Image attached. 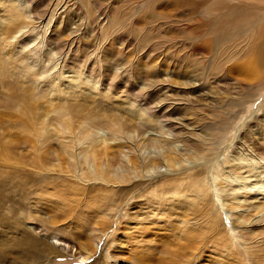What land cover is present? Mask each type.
I'll return each instance as SVG.
<instances>
[{
	"label": "rangeland",
	"instance_id": "1",
	"mask_svg": "<svg viewBox=\"0 0 264 264\" xmlns=\"http://www.w3.org/2000/svg\"><path fill=\"white\" fill-rule=\"evenodd\" d=\"M129 2L0 0V137L5 145L0 151V233L4 238L12 235L3 223L5 217L29 226V215L34 214L41 218L35 222L45 225L42 216L49 214L44 202L54 221L49 236L59 233L77 244H91L98 218L108 217L104 242L86 264H148L149 260H154L150 264H160V260L165 264H260L236 236L237 231L230 229L234 217L225 200L228 187L223 171L234 168L239 160L235 164L234 158L241 157L243 168L235 166L241 175L238 181L230 179L236 186L251 174L254 156L264 157V0H139L133 7ZM259 105L261 113L256 112L236 133ZM119 127L127 134L116 136ZM250 136L256 139L254 143ZM35 137L38 153L23 147ZM245 138L250 148L243 145ZM162 151L170 155L176 151L180 164L153 166ZM92 154L99 156L97 163L109 158L112 172L122 176L109 175V168L98 175L87 161ZM44 155L48 157L42 161ZM216 157L218 165L211 162ZM122 158L139 167L129 169V174ZM14 166L19 173L11 172ZM24 173L35 175L25 180ZM215 173L222 176L218 189L206 188L201 181ZM23 186L32 192L25 195ZM46 189L49 195L42 197ZM240 191L236 195L242 200L244 191ZM199 192L210 199L204 211L217 212L221 223L216 229L200 224L201 238L196 242L188 234V243L181 248L179 219L190 209L204 214L201 208L207 199L202 202ZM18 198H25L22 204ZM14 203L19 206L14 208ZM37 207L38 212L31 211ZM155 231L160 232L155 233L160 239L149 241L151 246L146 240H152ZM122 234L129 248L123 258L114 246ZM261 248L258 251L264 254ZM168 249L177 255L171 256ZM51 255L43 264H85L76 256Z\"/></svg>",
	"mask_w": 264,
	"mask_h": 264
},
{
	"label": "bare ground",
	"instance_id": "2",
	"mask_svg": "<svg viewBox=\"0 0 264 264\" xmlns=\"http://www.w3.org/2000/svg\"><path fill=\"white\" fill-rule=\"evenodd\" d=\"M109 1H111V0H109ZM131 2H129V3H132L133 1L132 0H130ZM136 1V0H135ZM147 1V0H146ZM211 1V0H210ZM21 2V1H20ZM70 2H71V0H70ZM121 2H122V0H121ZM125 1H123V3H124ZM128 2V1H127ZM137 3L139 2V0L138 1H136ZM136 2L135 3H132V7L134 6L133 4H136ZM140 2H142V1H140ZM68 3V2H67ZM110 3V2H109ZM126 3V2H125ZM99 4V3H98ZM112 4V3H111ZM117 4H120V3H118L117 2ZM122 4V3H121ZM68 5V4H67ZM73 5V4H72ZM100 5H101V3H100ZM99 5V6H100ZM127 5H128V3H127ZM127 5H126V7H127ZM66 8L68 7V9H69V6H66V5H64ZM104 6V5H103ZM119 6L120 5H118V8H119ZM122 6V5H121ZM120 6V7H121ZM124 7H125V4L123 5ZM136 6V5H135ZM70 7H71V5H70ZM106 7V6H105ZM115 6H113V5H111L110 6V8H114ZM210 7V6H209ZM212 7V6H211ZM63 8V7H62ZM77 8H78V6H77ZM97 8V7H96ZM99 8V7H98ZM97 8V9H98ZM101 8H104V7H102L101 6ZM108 8V7H107ZM106 8V10H108ZM122 8V7H121ZM136 8V7H135ZM138 8V7H137ZM204 8V7H203ZM115 9V8H114ZM70 10V9H69ZM117 10V9H116ZM110 11V10H109ZM208 12V11H207ZM209 13V12H208ZM263 44V43H262ZM260 52V51H259ZM263 53H264V49H263V51H262ZM262 54V53H261ZM264 57V56H263ZM154 60V59H153ZM263 61V60H262ZM251 62V61H250ZM151 63V62H150ZM263 65H264V63H263ZM34 67V66H33ZM118 70V69H117ZM97 76V75H96ZM260 97V96H259ZM258 97V98H259ZM261 98V97H260ZM264 99V98H263ZM46 101V100H45ZM175 103V102H174ZM21 105V104H20ZM48 108V107H47ZM263 108V106L262 105H259V106H257L256 108H254L253 110H252V114H251V116H249L248 118H246V121H244L243 123H241L240 125H239V127L236 129V133H238L239 132V130L246 124V122L247 121H250L252 118H253V115H255V113L256 112H260L261 110H263L262 109ZM44 110V109H43ZM25 112V111H24ZM48 112V111H47ZM46 112V113H47ZM261 113V112H260ZM48 114V113H47ZM258 116V115H257ZM61 118V117H60ZM62 118H64V117H62ZM29 119V118H28ZM27 119V117H26V120H28ZM33 120V119H32ZM62 120V119H61ZM65 121V120H64ZM66 122V121H65ZM22 124H23V122H22ZM33 124V123H32ZM31 124V125H32ZM38 124V123H37ZM39 124H41V123H39ZM113 124H115V122L113 123ZM18 125V124H17ZM21 125V124H20ZM29 125V124H28ZM43 125V124H42ZM108 125V124H107ZM252 125V124H251ZM30 126V125H29ZM38 126V125H37ZM40 126V125H39ZM38 126V127H39ZM61 126V125H60ZM119 126V125H118ZM123 126V125H122ZM235 126V125H234ZM30 127H34V126H30ZM35 127H36V125H35ZM34 127V128H35ZM62 127H63V125H62ZM65 127V126H64ZM64 127L62 128V129H64ZM114 127V126H113ZM26 128H28V126L26 127ZM37 128V127H36ZM67 128V127H66ZM115 128V127H114ZM128 128V127H127ZM21 129H23V127L21 128ZM61 129V128H60ZM69 129V128H68ZM68 129H67V131H68ZM113 129V128H112ZM35 130V129H34ZM38 130V129H37ZM42 130V129H41ZM70 130V129H69ZM109 130V129H108ZM127 130V129H126ZM136 130H138L137 128H136ZM63 131H65V130H63ZM67 131H65V133L67 132ZM71 131V130H70ZM130 131V130H129ZM26 132V131H25ZM38 132V131H37ZM43 131H41L40 133V135H43V133H42ZM112 132V131H111ZM133 132V131H132ZM137 132V131H136ZM142 132V131H141ZM28 133V132H27ZM26 133V134H27ZM32 133V132H31ZM64 133V134H65ZM71 133V132H70ZM91 133V132H90ZM89 133V134H90ZM114 133V132H113ZM115 135L116 136H119V135H122L123 133H126L127 134V132L124 130V129H122V128H117V130L115 131ZM30 134V133H29ZM61 134H62V131H61ZM75 134V133H74ZM96 134V133H95ZM129 134V133H128ZM130 134H132V133H130ZM31 135V134H30ZM77 135V134H76ZM75 135V136H76ZM93 135V134H92ZM91 135V137H93ZM112 135V134H111ZM135 135H137L136 133H135ZM141 135V134H140ZM27 136H28V134H27ZM26 136V137H27ZM133 136H134V134H133ZM32 137V136H31ZM128 137V136H127ZM136 137H138V136H136ZM250 137H252V136H250ZM88 138V137H87ZM94 138V137H93ZM107 138H111V137H107ZM126 138V137H125ZM129 138V137H128ZM130 138H131V136H130ZM141 138V137H140ZM9 139H12V138H9ZM15 139V138H14ZM13 139V140H14ZM17 139V138H16ZM23 139V138H22ZM65 139V138H64ZM74 139H76V138H74ZM78 139H80V138H78ZM124 139V138H123ZM253 139H255L254 137H252V139H250V141H253ZM5 140V139H4ZM18 140V139H17ZM69 140V139H68ZM72 140V139H71ZM86 140V139H85ZM125 140V139H124ZM130 140V139H129ZM137 140V139H136ZM146 140V139H145ZM256 140V139H255ZM15 141V140H14ZM20 141V140H19ZM52 141V140H51ZM88 141H89V139H88ZM98 141V140H97ZM119 141V140H118ZM123 141V140H122ZM126 141V140H125ZM139 141V140H138ZM144 141V140H143ZM149 141V140H148ZM79 142V141H78ZM92 143H94L93 141H91ZM96 142V141H95ZM115 142V141H114ZM156 142V141H155ZM158 142V141H157ZM157 142L155 143L156 145H157ZM263 142H264V140H263ZM8 143V142H7ZM15 143V142H14ZM39 143V140L37 141V138L35 137V139L34 140H29V141H27V142H25L24 144H23V147H25V148H28V150H31V151H35L36 153H38V151H39V148H38V144ZM62 143V142H61ZM68 143H70V142H68ZM97 143V142H96ZM127 143H128V140H127ZM141 143V142H140ZM149 143V142H148ZM160 143V142H159ZM243 143V145L247 148V147H249L250 148V143H249V139H247V138H245L244 139V142H242ZM253 143H254V141H253ZM255 143H256V141H255ZM9 144V143H8ZM21 144V143H20ZM42 144V143H41ZM54 144H56V143H54ZM70 144H72V143H70ZM90 144V143H89ZM99 144V143H98ZM126 144V143H125ZM240 144H241V142H240ZM43 145V144H42ZM46 145V144H45ZM107 147H106V149L107 148H109V146H108V144H107V142H106V144H105ZM131 145H133V144H131ZM134 145H136V144H134ZM134 145H133V147H134ZM149 145V144H148ZM154 145V144H153ZM152 145V146H153ZM252 145V147H253V144H251ZM255 145V144H254ZM257 145H259V144H257ZM3 146H5V145H3V141H2V139H1V137H0V151L1 150H3ZM15 146H16V143H15ZM49 146V145H48ZM67 147H68V145H66ZM91 146V145H90ZM89 146V147H90ZM147 146V145H146ZM12 147V146H11ZM58 147H60V145L58 146ZM119 147V146H118ZM139 147V146H138ZM228 147V146H227ZM245 147H243V148H245ZM9 148V147H8ZM20 148V147H19ZM49 148V147H48ZM56 148V147H55ZM92 148V147H91ZM128 148V147H127ZM130 148V147H129ZM151 148V147H150ZM248 148V149H249ZM117 149V148H116ZM136 149V148H135ZM160 149V148H159ZM158 149V150H159ZM247 149V150H248ZM5 150H6V148H5ZM12 150V149H11ZM11 150H8L9 152L11 151ZM67 150V149H66ZM107 150H109V149H107ZM107 150H106V152H107ZM137 150V149H136ZM135 150V151H136ZM138 150H139V148H138ZM144 150V149H143ZM142 150V151H143ZM149 150V149H148ZM147 150V151H148ZM154 150H155V148H154ZM157 150V151H158ZM68 151V150H67ZM69 151H71L70 149H69ZM73 151V150H72ZM71 151V152H72ZM103 152L105 151V150H102ZM111 151H113V150H111ZM119 151V150H118ZM128 151V150H127ZM156 151V152H157ZM160 151V150H159ZM252 151V150H251ZM253 151H254V149H253ZM5 153H6V151H4ZM23 152V151H22ZM45 152H46V150H45ZM86 152V151H85ZM115 152V151H114ZM134 152V151H133ZM145 152V151H144ZM163 152V151H162ZM1 153V152H0ZM21 153V152H20ZM59 153V152H58ZM73 153V152H72ZM119 153V152H118ZM132 153V152H131ZM154 153H155V151H154ZM170 153V152H169ZM175 153H176V151H175ZM174 152H173V154L172 155H170V154H167V153H159V154H156V160H154V164H153V166H158V168H160V167H162V166H166V167H172V166H176L177 164H180L179 163V160H178V157H177V155L175 154ZM27 154V153H26ZM41 154V153H40ZM48 154V153H47ZM76 154V153H75ZM104 154V157H105V155H107V154H109V153H102V155ZM135 154V153H134ZM153 154V153H152ZM243 154V153H242ZM255 154V153H254ZM37 155V154H36ZM93 155V154H92ZM92 155H90V156H88L87 158H88V160L87 161H89V163H90V161L92 162V164H93V169L95 170V172H97V174L99 175V172H101L100 170L101 169H106V168H109V175H111V176H114V175H116V176H122L120 173H117V172H112L113 171V168L114 167H112V165L109 163V158H107L106 159V161L104 160V161H100L99 159V161L100 162H96V160H97V157H99V156H97L96 157V155L94 156H92ZM100 155V154H99ZM102 155L100 156V157H102ZM110 156L112 155V154H109ZM118 155V154H117ZM129 155V154H128ZM128 155H126V156H128ZM244 155H245V158H246V155H247V157H248V154H243V157H244ZM257 155V154H256ZM80 156V155H79ZM113 156H114V154H113ZM120 156H122V155H120ZM130 156V155H129ZM128 156V157H129ZM141 156V155H140ZM145 156V155H144ZM149 156V155H148ZM250 156V155H249ZM48 157V155H44L43 157L41 156V158H42V161H43V159L44 158H47ZM62 156H59L58 157V160H59V163H60V161H61V158ZM71 157V156H70ZM69 157V158H70ZM81 157V156H80ZM115 157V156H114ZM135 157H137V156H135ZM259 157V158H258ZM258 157H255L254 156V158L253 157H251V161L252 162H254V165L253 166H251L250 165V171H251V174H249L248 175V177H246V182H247V180H249L247 183H249V184H247L246 182H243V183H241V184H237L236 186H233V184L232 183H230V179H233L234 181H238V177L241 175H238V169H240V167L239 166H241V169L243 168V166L241 165V163H242V161H241V157L240 158H234L235 159V164H236V160H238V164H239V168L237 169L235 166L236 165H238V164H236L235 166H234V168H236V169H234V168H232V166H231V168L229 169V170H225V171H223L224 172V182H225V184H226V187H228L227 188V190H226V192H225V200H226V203H227V205H228V209H229V214H231L233 217H234V222H233V224H232V226L230 227V229L231 230H233V232H234V230H236L237 232H236V236L238 237V238H240L239 240H241L242 242H243V244L245 245V247H247L250 251V253L253 255V257L254 258H256L255 260H257L258 261V263H260V264H264V254H263V252L260 254V251H258V248H261V247H263V251H264V157H262V158H260V156H258ZM69 158H67L66 157V159H68L69 160ZM113 158V157H112ZM116 158V157H115ZM148 158V157H147ZM233 158V157H232ZM249 158V157H248ZM247 158V159H248ZM14 159V158H13ZM104 159V158H103ZM133 159V158H132ZM136 159V158H135ZM219 158L218 157H216V159L213 161H211L210 159H208V160H210L213 164L214 163H217L219 160H218ZM233 159V160H234ZM11 160V159H10ZM62 160H64L63 158H62ZM67 160V161H68ZM78 160V159H77ZM83 160V159H82ZM139 160V159H138ZM183 160V159H182ZM231 160V159H230ZM229 160V161H230ZM5 161H9V159H5ZM13 161V160H12ZM47 161V160H46ZM49 161V160H48ZM56 161V160H55ZM74 161V160H73ZM72 161V162H73ZM84 161V160H83ZM86 161V160H85ZM135 161V160H134ZM250 161V162H251ZM11 162V161H10ZM8 163V162H7ZM41 163V162H40ZM45 163V160H44V162H43V166H45L46 165V163ZM75 163V162H74ZM84 163H86V162H84ZM88 163V164H89ZM101 163V164H100ZM119 163H120V161L118 162V165H119ZM233 163V162H232ZM231 163V164H232ZM11 164L13 165V163L11 162ZM18 164V163H17ZM20 164V163H19ZM18 164V165H19ZM71 165H72V163H70ZM87 164V165H88ZM98 164H100V166H98ZM114 165H115V162L113 163ZM229 164V163H228ZM262 166H261V165ZM8 165V164H7ZM14 165H16V163L14 164ZM26 165V164H25ZM62 165V164H61ZM64 165V164H63ZM113 165V166H114ZM216 165V164H215ZM217 165H218V163H217ZM234 165V164H233ZM42 166V167H43ZM54 166V165H53ZM59 166V165H58ZM80 166V165H79ZM116 166V165H115ZM122 166L125 168V170L129 173V174H131V172H130V170L129 169H132V170H137V167H139V164L137 163V162H134V163H131L130 164V161H129V159L126 161L124 158H122ZM15 168V171H11L12 173H19V171H18V169H17V166H14ZM29 167V166H28ZM37 167V166H36ZM61 167V166H60ZM215 167V166H214ZM220 167V166H219ZM24 168V167H23ZM30 168V167H29ZM32 168V167H31ZM40 168V167H39ZM45 168V167H44ZM43 168V169H44ZM62 168V167H61ZM78 168V167H77ZM212 168V167H211ZM210 168V169H211ZM32 169H34V168H32ZM37 169H38V167H37ZM37 169H36V171H37ZM42 169V170H43ZM69 169V168H68ZM99 169V170H98ZM223 169V168H222ZM221 169V170H222ZM12 170V169H11ZM27 170V169H26ZM41 170V171H42ZM47 170H50V169H47ZM119 170V169H118ZM51 171H53L52 169H51ZM150 171V170H149ZM211 171H212V169H211ZM219 171H220V168H219ZM241 171V170H240ZM249 171V170H248ZM23 172V171H22ZM21 172V173H22ZM56 172V171H55ZM58 172V171H57ZM64 172H66V171H64ZM78 172V171H77ZM81 172V171H80ZM92 172V171H91ZM214 172H217L218 173V169H216ZM221 172V171H220ZM33 173V172H32ZM42 173V172H41ZM40 173V174H41ZM43 173L45 174L46 172H44L43 171ZM60 173V172H59ZM217 173H215L214 175L212 174V175H207L206 174V177H204V179L201 181L202 182V184L206 187V188H209V189H211V187H213V188H217L218 189V185L219 184H217V181H219V180H221V178H222V176L221 175H219V174H221V173H219V174H217ZM38 174V173H37ZM48 174V173H47ZM17 175V174H16ZM19 175V174H18ZM24 175V176H23ZM22 176L24 177V178H26L25 180H31L30 179V177H32L33 175H35V174H33V175H30V174H27V173H24ZM50 175V174H49ZM244 175V174H243ZM50 177V176H49ZM20 178V177H19ZM58 178V177H57ZM142 178V177H141ZM144 178V177H143ZM243 178V177H242ZM41 179V178H40ZM46 179V178H45ZM87 179V178H86ZM98 179V178H97ZM106 179V178H105ZM109 179V178H108ZM107 179V180H108ZM114 179V178H113ZM148 179V178H147ZM245 179V178H244ZM32 180H33V178H32ZM107 180H106V182H107ZM253 180V181H252ZM34 181V180H33ZM110 181V180H109ZM244 181V180H243ZM24 182V181H23ZM29 182V181H28ZM41 182V181H40ZM67 182V181H66ZM105 182V183H106ZM114 182H115V179H114V181H113V184H114ZM128 182V181H127ZM119 183V182H118ZM131 183V182H130ZM26 184V183H25ZM28 184V183H27ZM39 184V183H38ZM107 184V183H106ZM115 184H116V182H115ZM123 184V183H122ZM37 185V184H36ZM125 185V184H124ZM126 185H128V184H126ZM139 185H140V183H139ZM113 186V185H112ZM221 186H223V184H221ZM24 187V186H23ZM49 187V186H48ZM57 188V187H56ZM29 188H26V187H24V189L23 190H25L26 192H25V195H29V193H31L30 192V190H28ZM121 189V188H120ZM132 189V188H131ZM216 189V190H217ZM49 191H50V189H48ZM47 189L46 190H44L42 193H43V195H42V197H46L47 195H49V191H48ZM121 190H123V189H121ZM238 190H241V191H244V197L243 198H241L242 200H239V198L237 197V195H236V191H238ZM48 191V192H47ZM225 191V190H224ZM240 191V192H241ZM129 192V191H128ZM41 193V194H42ZM124 193V192H123ZM131 193V192H130ZM242 193V192H241ZM248 193H252V195H250V196H248V197H245ZM208 194H209V192H208ZM37 195V194H36ZM44 195H46V196H44ZM60 195V194H59ZM78 195V194H77ZM73 196V195H72ZM120 196V195H119ZM133 196V195H132ZM152 196V195H151ZM50 197V196H49ZM146 197H149V196H146ZM26 198V197H25ZM25 198H22V199H20V198H18L19 199V202L21 203L22 201H23V199H25ZM160 198V197H159ZM198 198L200 199V200H202V202H204L206 199H207V196L205 195V194H201V192H199L198 193ZM16 199V198H15ZM47 199V198H46ZM50 199V198H49ZM121 199H123V198H121ZM129 199V198H128ZM127 199V200H128ZM145 199H149V198H145ZM155 199H156V197H155ZM155 199H153V200H155ZM234 199H236V200H234ZM56 200V199H55ZM150 200H152V199H150ZM165 200V199H164ZM163 200V201H164ZM48 201V200H47ZM148 203V202H147ZM152 203V202H151ZM150 203V204H151ZM166 203V202H165ZM210 203V199L208 198L207 199V201H206V203H204V205H202V208H201V211L204 213V214H201L202 216H200V215H196V211L195 210H193V209H190V210H188L187 211V209H186V217L184 218H180L179 219V221L181 222L180 224H181V226H179L178 225V223H177V229L179 230V231H182V233H181V237H180V246H181V248H183L184 246H186L187 245V243H188V238H187V235L189 234V235H191V237H192V239H194L193 241H196L197 242V239L198 238H201L200 237V235H201V232H200V228L198 227L200 224H202V223H204V225L207 223L208 225H211V227L210 228H213V229H216L215 227L217 226V224H219V226H220V223L218 222V221H220V220H218L217 221V219H218V213L217 212H215V213H212L211 211H208V212H205L204 211V207L206 206V205H208ZM244 204V206H242L243 204ZM22 204V203H21ZM53 204V203H52ZM135 204H137V206L139 205V201H136L135 202ZM135 204H133V206L135 205ZM146 204V203H145ZM160 204V203H159ZM13 205V207L14 208H16L17 206H19V205H17V204H12ZM44 205H46V206H44ZM49 204H45L44 202H43V208H44V211L47 213V214H49V216L48 217H46L45 215H43L42 216V221H43V223L45 224V225H43V224H39V223H36L35 222V219L38 221V219H40L41 220V218H37V216H39V215H34V214H30L29 215V219H28V225L29 226H26V225H22L21 223L20 224H17V221L15 222V223H13V220H11V219H9L8 217H5L6 219H5V221H3V223L5 222V225H6V227H8V228H10L11 230H12V235L11 236H7L6 238H4L3 236H2V234L0 233V264H43V262L44 261H46L47 259H49V257H50V255L52 254V255H55V254H57V253H64V254H66V255H72V256H76V257H78V259L80 260V262H82V263H87L88 262V260L96 253V251L99 249V247H100V243L103 241V239H104V237L106 236V234H107V229H106V226H105V224H106V222H107V219H108V217L107 216H105L104 214V216L102 217L101 216V218L99 219L98 218V220H97V222H96V225H95V227L92 229V232H93V239H92V243L91 244H85V243H80V244H77L76 242H74V241H71V240H67V239H65V238H63L61 235H59V233H58V231H57V233L58 234H56V233H51L50 234V236H49V230L51 229V224L53 225V223H54V221L51 219V215H50V213H51V211H50V207L48 206ZM122 205V204H121ZM141 205H142V203H141ZM144 205V204H143ZM222 205V204H221ZM21 206V205H20ZM148 206V205H147ZM154 206V205H153ZM223 206V205H222ZM48 207V209H46ZM120 207V206H119ZM139 207H141V206H139ZM144 207H146V206H144ZM40 209V207H37L36 209L34 208V209H31V211H37L38 212V210ZM160 208V207H159ZM42 209V208H41ZM137 209H143V208H137ZM137 209H135L136 211H141V210H137ZM147 209V208H146ZM149 209V208H148ZM157 210H158V208H156ZM56 210V209H55ZM70 210V209H69ZM108 210V209H107ZM144 210H145V208H144ZM200 210V209H199ZM180 211V210H179ZM216 211V210H215ZM224 211V210H223ZM54 212H56V211H54ZM92 213V212H91ZM103 213V212H102ZM127 213V212H126ZM131 213V212H130ZM227 213V212H226ZM53 214V213H52ZM59 214V213H58ZM120 214V213H119ZM123 214H124V211H123ZM132 214L134 215L135 214V211H133L132 212ZM64 215V214H63ZM71 215V214H70ZM101 215V214H100ZM113 215H114V213H113ZM126 215V214H125ZM175 215V214H174ZM179 215V214H178ZM28 215H26V217H27ZM54 216V215H53ZM65 216H66V214H65ZM99 216V215H98ZM144 216V215H143ZM157 216V215H156ZM221 216V215H220ZM220 216H219V218H220ZM0 217H2L1 215H0ZM55 218H56V216H54ZM53 217V218H54ZM132 216H130V218H131ZM155 217V216H154ZM181 217V216H180ZM28 218V217H27ZM60 218V217H59ZM111 218V217H110ZM127 218V217H126ZM129 218V219H130ZM160 219V218H159ZM172 219V218H171ZM2 220L3 219H0V221L2 222ZM19 220V219H18ZM155 220V219H154ZM165 220H166V218H165ZM176 220V219H175ZM62 221V220H61ZM109 221V220H108ZM113 221V220H112ZM156 221V220H155ZM169 221V220H168ZM0 222V223H1ZM18 222H20V221H18ZM110 222V221H109ZM165 222V221H164ZM2 223V225H4ZM42 223V222H41ZM60 223V222H59ZM114 223V222H113ZM131 222H126L125 224L127 225L128 224V226H130L129 224H130ZM166 223V222H165ZM171 223V222H170ZM61 224V223H60ZM63 224H64V222H63ZM149 224V223H148ZM151 224V223H150ZM162 224V223H161ZM173 224V223H172ZM174 224H176V223H174ZM224 224V223H223ZM111 225H112V222H111ZM137 225V224H136ZM152 225V224H151ZM168 225V229H170V227H171V225L170 224H167ZM64 226V225H63ZM124 226V225H123ZM122 225H121V228L123 227ZM156 226V225H155ZM29 227V228H28ZM54 227H55V225H54ZM58 227V226H57ZM139 227V226H138ZM162 227V226H161ZM135 228V227H134ZM141 228V227H140ZM157 228V227H156ZM59 230H61L60 228H58ZM88 229V228H87ZM131 229H133V228H131ZM148 229V228H147ZM158 229V228H157ZM7 230V229H6ZM6 230H4V231H6ZM89 230V229H88ZM110 230V229H109ZM121 230V229H120ZM136 230V229H135ZM134 230V231H135ZM140 229L138 228V231H139ZM143 230V229H142ZM4 231H2V232H4ZM17 231H18V233H17ZM90 231V230H89ZM116 231V230H115ZM137 231V232H138ZM146 231H148V230H146ZM152 231H154L153 229H152ZM151 231V232H152ZM160 231V230H159ZM14 232L16 233V234H14ZM85 232V231H84ZM87 232V231H86ZM136 232V231H135ZM145 231H141V233L143 234ZM149 232V231H148ZM148 232H146V233H148ZM157 231H155L154 233H151V236H150V238H152V240L150 239V240H146V241H148V243H149V245H151L150 243L155 239V240H158L159 241V239H157V237L155 236V233H156ZM164 232H165V230H164ZM167 232V231H166ZM177 232V231H176ZM232 232V233H233ZM5 233V232H4ZM20 233H22V235H18V234H20ZM24 233V234H23ZM61 233V232H60ZM111 233V232H110ZM157 233H159L160 234V232H157ZM219 233V232H218ZM230 233V232H229ZM87 234V233H86ZM138 234V233H137ZM171 234V233H170ZM173 234V233H172ZM43 237H42V236ZM113 235H115V234H113ZM146 235V234H145ZM167 235V234H166ZM233 235V234H232ZM41 236V237H40ZM125 235H119L118 236V238L116 239L117 240V244L116 245H114V246H116V254H118L119 255V257H122L123 258V256H125V254L126 253H128V251H129V248L127 247V243H126V241H125V238L126 237H124ZM158 236V235H157ZM162 236V235H161ZM168 236V235H167ZM230 236V235H229ZM229 236H228V239H229ZM235 236V237H236ZM116 237V236H115ZM143 237V236H142ZM141 237V238H142ZM145 237V236H144ZM143 237V238H144ZM160 237V236H159ZM215 237V236H214ZM231 237V236H230ZM114 238V237H113ZM232 238V237H231ZM89 239V238H88ZM88 239H86V240H88ZM136 239V238H135ZM138 239V238H137ZM147 239V238H146ZM149 239V238H148ZM81 240V239H80ZM127 240V239H126ZM139 240V239H138ZM137 240V241H138ZM164 240H166L165 238H164ZM163 240V242L165 243V241ZM214 240V239H213ZM236 240V239H235ZM113 241V240H112ZM115 241V240H114ZM149 241H151V242H149ZM206 241V240H205ZM230 241H231V239H230ZM234 241V240H233ZM254 241H255V243H254ZM82 242V241H81ZM88 242V241H87ZM90 242V241H89ZM104 242V241H103ZM110 242V241H109ZM108 242V243H109ZM139 242V241H138ZM137 242V243H138ZM144 242V241H143ZM232 242V241H231ZM116 243V242H115ZM135 244H136V242H134ZM156 243H159V242H156ZM155 243V244H156ZM162 243V242H161ZM209 243H210V241H209ZM139 244H140V242H139ZM138 244V245H139ZM163 244V243H162ZM161 244V245H162ZM170 244H171V242H170ZM232 244H233V242H232ZM261 244V245H260ZM143 245V244H142ZM147 245V244H146ZM154 245V244H153ZM159 245H160V243H159ZM166 245H167V243H166ZM169 245V244H168ZM240 245V244H239ZM140 246V245H139ZM148 246V245H147ZM152 246V245H151ZM172 246V245H171ZM207 246V245H206ZM233 246V245H232ZM111 247V246H110ZM146 247V246H145ZM149 247V246H148ZM147 247V248H148ZM159 248V247H158ZM158 248H156L155 247V249H158ZM171 248V247H170ZM212 248V247H211ZM216 248V247H215ZM226 248V247H225ZM113 249V248H112ZM140 249V248H139ZM160 249V248H159ZM158 249V250H159ZM262 249V248H261ZM104 250V249H103ZM133 250V249H132ZM141 250V249H140ZM146 250V249H145ZM182 250V249H181ZM208 250V249H207ZM223 250H225V249H223ZM222 250V251H223ZM228 250V249H227ZM168 251H169V254L171 255H177V254H174V250L173 249H171V250H169L168 249ZM175 251H177L176 249H175ZM183 251V250H182ZM197 251V250H196ZM222 251H221V254H220V257L221 258H223V254H224V251H223V253H222ZM254 251H256V253H254ZM133 252H134V250H133ZM132 252V253H133ZM211 252V251H210ZM214 252V251H213ZM219 252V251H218ZM143 253V252H142ZM147 253V252H146ZM145 253V254H146ZM153 253V252H152ZM186 253V252H185ZM200 253H201V251H200ZM111 254H113V253H111ZM188 254V253H187ZM194 253H192V257L193 256H195V255H193ZM203 254V253H202ZM256 254V255H255ZM51 255V256H52ZM134 255V254H133ZM149 255V254H148ZM155 255V254H154ZM171 255V256H172ZM207 255V254H206ZM228 255V254H227ZM128 256V255H127ZM130 256V255H129ZM145 256V255H144ZM187 256V255H186ZM202 256V255H201ZM205 256V255H204ZM203 256V257H204ZM224 256H225V254H224ZM104 257V256H103ZM113 258H116V257H114V256H112ZM189 257H190V255H189ZM252 257V258H253ZM127 258V257H126ZM130 258H132V257H129V259ZM151 258H153V257H151ZM155 258H157V257H155ZM100 259H102L101 257H100ZM128 259V258H127ZM128 259V261H130ZM197 259V258H196ZM202 259V258H201ZM200 259V260H201ZM224 259V258H223ZM99 260V259H98ZM133 260V259H132ZM131 260V261H132ZM147 260L148 259H146V262H147ZM156 260V259H155ZM185 260H187V259H185ZM190 260V259H189ZM152 261V260H151ZM150 260L148 261L149 263L148 264H150V262H151ZM154 261V260H153ZM152 261V262H153ZM161 261V263L160 264H165L164 263V261L163 260H160ZM159 261V262H160ZM194 261V260H193ZM196 261V260H195ZM207 261H209V260H207ZM9 262V263H8ZM118 262V261H117ZM124 262V261H123ZM133 262V261H132ZM158 261H156L155 262V264H159V263H157ZM187 262H188V260H187ZM221 262V261H220ZM126 263L128 264V262L126 261ZM168 263V262H167ZM119 264V263H118ZM131 264V263H130ZM201 264V263H200Z\"/></svg>",
	"mask_w": 264,
	"mask_h": 264
}]
</instances>
